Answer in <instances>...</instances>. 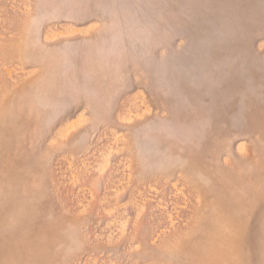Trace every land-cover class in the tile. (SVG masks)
Wrapping results in <instances>:
<instances>
[{"label":"rangeland","instance_id":"374dc122","mask_svg":"<svg viewBox=\"0 0 264 264\" xmlns=\"http://www.w3.org/2000/svg\"><path fill=\"white\" fill-rule=\"evenodd\" d=\"M0 264H264V0H0Z\"/></svg>","mask_w":264,"mask_h":264}]
</instances>
